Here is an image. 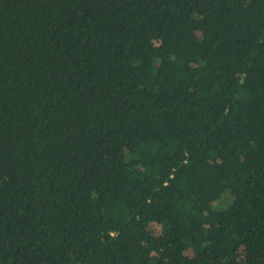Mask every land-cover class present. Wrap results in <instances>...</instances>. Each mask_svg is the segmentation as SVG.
I'll use <instances>...</instances> for the list:
<instances>
[{"label": "trees", "instance_id": "trees-1", "mask_svg": "<svg viewBox=\"0 0 264 264\" xmlns=\"http://www.w3.org/2000/svg\"><path fill=\"white\" fill-rule=\"evenodd\" d=\"M0 264H264V0H0Z\"/></svg>", "mask_w": 264, "mask_h": 264}]
</instances>
